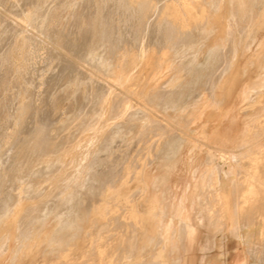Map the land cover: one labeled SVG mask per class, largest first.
Here are the masks:
<instances>
[{
    "label": "rangeland",
    "instance_id": "374dc122",
    "mask_svg": "<svg viewBox=\"0 0 264 264\" xmlns=\"http://www.w3.org/2000/svg\"><path fill=\"white\" fill-rule=\"evenodd\" d=\"M174 1L154 0V4L157 5L156 11L153 9L152 13H148L149 20L144 18L140 28L135 22L139 17L134 20L133 27L128 28L123 25L121 31L125 38L119 45L117 39L120 29L114 8L119 4L120 13L126 12V10L122 8V4L118 3V0H0V231L2 227H5L3 230H12L13 232L16 230V223H6L9 219L10 209L19 202L16 197L19 181L24 184L28 183L27 185L31 186L33 190L42 189L44 193L35 200L26 201L25 209L30 208L33 203L36 204L38 216L48 206V210L53 209L52 211H54H49L52 214L48 213L49 216L44 221L46 233L42 235L36 229V233L34 232L29 237L30 242L38 245L44 234L50 235L53 231L54 246L49 251L46 247L37 248L33 255L25 258L29 262L25 263L26 260L23 259L21 264H119L121 261L129 260L135 253L134 256L143 255L144 259L148 261L147 264H150V260H152L156 245L152 242L153 248L143 246V243L149 242L146 239V231L141 232L140 243L136 244L138 247L129 248L133 233L136 229V233H140V230L130 212V204L124 201L120 194L121 192L133 196V203L138 205L141 211L148 207V204L141 202L144 200L136 194L135 183L129 186H120L122 178L126 174L122 169L124 165L121 163V159L123 162L127 160L126 163H131L134 168L133 172H135L140 160L148 159L149 161L150 156L147 154L150 150L153 152L155 150L158 138L154 134L148 137L141 135L144 128L142 121L134 122L136 127L133 125L131 134L125 132L124 128L120 126L117 129L116 138L112 142L114 148L110 151L111 153L105 151L99 153L104 160L100 159L101 161L96 165V170H99V178L96 177L98 181L93 182L91 191L89 189L80 190L78 192L79 199L75 202V204L77 203L76 209L83 210L82 214L79 212L82 222L75 217V211H73L71 219H63L65 224L61 229L62 225L56 219L57 198L54 197L53 200H50L48 197L50 192H57L60 184H67L69 179L71 183L74 181H71V176H73L76 167L72 161L77 156L69 155L71 145L67 139L68 124L81 112L93 109L96 95L107 91L111 95L125 93L127 96L123 95L128 97V104L133 111L138 110L142 115L145 114L149 118L161 122L163 118L170 119L172 129L179 137L175 142V157L167 162L160 157L156 158L159 155L157 152L158 155L151 158L152 163L147 169L148 175L151 174L152 179H159L157 182L159 184L150 187L151 191L148 195L155 202L164 206V215L158 221L150 220V225L158 233L163 234L164 229L171 223V239L165 249V263H264V235L261 236L259 233L260 228L264 227V223L258 215L263 211L259 208L262 200L255 206L254 210L256 211L252 212L251 206L246 203L247 194L240 181L239 173L231 178L235 181L233 191H230V197L227 198L229 200L223 203L222 209L228 215L220 223L210 225L204 220V216L201 219L202 207L200 204L204 186L202 177H206L203 171L205 152H215L217 163L227 169L231 161L229 157L234 156L231 154L236 153L241 156V154H245L248 147L244 138L246 133L244 120H250L255 114L264 113V105L247 109L254 90L255 94L261 88L264 90V58L259 61L254 60L252 63H247V58L238 60L232 71L234 79L226 84V89L223 87L218 91L220 95L228 93L222 112L219 113L214 108L206 106L197 107L194 105L196 102L207 98L208 87L214 83L213 76H221L222 70L226 66L225 63L232 60V50L227 44V34L230 30L228 21H231L229 16L232 10L229 5L232 0L228 1L222 11H215L211 8L209 10L206 8L209 4L204 0L199 7L196 5V7L187 8L189 12L185 9L181 12L182 15L177 13L178 17L184 16V19L191 13L192 19H194L193 25L198 23L201 17L205 22L197 27L195 25L192 27L194 35H198L199 38L180 46L177 50L178 54H182L180 57H172L170 49L163 45L164 41L169 39L168 36L171 37L180 28L173 27L170 19H164L160 26L156 24L158 23L156 16L161 14L163 4L165 6ZM216 2L218 0L211 2L209 7H216ZM100 12L105 16L110 35H112L111 44H102L105 45L108 52H113L112 65L106 58L107 51L100 47L95 39V25ZM173 19L175 18L172 17ZM208 22L209 24H207ZM255 50L256 48H254ZM261 50H264V44ZM168 80L169 85L172 86L168 89V93L171 95L168 101L171 105L167 107L166 113L162 106L156 104L155 99L158 93L157 88ZM89 85L91 86L89 87ZM214 92L216 93V90ZM262 102L264 103V100ZM243 109L249 111L248 115L243 113ZM227 111H229L228 116L224 117ZM222 114L225 118L223 120L221 119ZM186 121L189 122L186 123ZM90 135L89 132L80 142L88 145L92 154L100 150L101 144L89 142ZM97 144L100 145L97 147ZM128 146L131 147V152ZM63 154L67 156H62ZM107 155L111 156L110 159L115 165L111 171L107 170L108 168L105 169L104 166L106 158L109 157ZM60 156L62 157L60 158ZM79 156L80 154L78 158H80ZM167 156H169L168 153ZM91 160L92 158L88 154L81 164L83 162L82 165H88ZM116 162L119 167L115 164ZM184 164L186 165L184 166ZM199 164L201 165L199 166ZM177 169L180 170L177 171ZM194 169H199V171L193 179ZM112 172L121 174L116 178L117 189L104 190L106 181L109 179L107 173L111 176ZM47 173H51V180L46 179ZM93 177L95 175L91 176L92 179ZM8 178L9 180H7ZM57 178L59 182H57ZM71 186L75 188L74 182ZM93 189L94 192H92ZM184 192H186L185 200H183ZM101 197L104 198L102 204L105 205L106 216L96 215V217L94 214L98 210L97 206L101 204ZM161 197H164L163 202ZM236 200L238 208H234ZM213 201L215 200H209L210 207L216 203ZM182 203L189 224L195 230L191 237L179 232L181 221L176 215L177 209ZM77 205L83 208H77ZM235 211H238L236 220L240 228V238L235 237L232 233L234 221L230 219L229 215H234ZM84 212L87 213L86 216H84ZM248 213L254 214L253 224L246 217ZM4 224L6 225L4 226ZM34 236L35 238H33ZM156 238L160 239L159 234ZM157 239L155 244H157ZM247 241H250V244ZM11 244L12 246L16 245L15 241H12ZM97 245L102 246L100 255L96 249ZM66 255L68 256L65 257ZM9 256L10 254L5 255L0 264H13L7 260ZM261 258L263 261L260 260Z\"/></svg>",
    "mask_w": 264,
    "mask_h": 264
},
{
    "label": "bare ground",
    "instance_id": "6f19581e",
    "mask_svg": "<svg viewBox=\"0 0 264 264\" xmlns=\"http://www.w3.org/2000/svg\"><path fill=\"white\" fill-rule=\"evenodd\" d=\"M100 1H102V0H100ZM109 1H111V0H109ZM228 1L229 0H224V1L218 0V2H216V5H215L216 7L212 8V7H209L210 3L215 2V0L214 1L213 0H206V2H208V4H209V6L206 8H208L209 10L211 8L215 11L216 10L222 11L223 7L226 4H228ZM201 2H204V0H175L174 2L168 3L165 6L162 3L163 8L161 10V14L159 13V15L156 16L157 17L156 21L158 23H156V22L155 23L158 26H160L161 22H163L164 19H170L173 27L180 28V30L176 31L174 33V35H172L171 37L168 36V38H169L168 40L164 39L165 44H163V45H166L170 49V51L172 52V57H176V56L180 57L182 54H178L179 51L177 52V50H179L180 46L186 45L191 40H193V39L195 40V39L199 38L198 35H194L192 27L194 25L197 27L199 24L205 23L204 18L201 17L199 19V22L193 25L192 22L194 19H192L191 13L188 15L187 18L185 17V19H184V16L178 17L177 13L181 14V12L183 10H185V9L187 10V8H190V7H196V5L199 7ZM100 3H102V2H100ZM118 3L122 4V8H124L126 10V12L120 13L119 12V10H120L119 4L115 7L116 9L114 8L115 13L117 14V22H118V26L120 29V33L118 35V39H117L118 42L117 43H119V45H120V43L121 44L123 43V40L125 38L124 35L122 34V31H121V28L123 27V25L125 27L131 28L135 25V22H136L137 26L140 28L141 24L143 22V19L144 18L146 19L148 16V13L149 14L152 13L151 11L153 9L156 11L155 8H157L156 7L157 5L154 4V0H118ZM212 5H213V3H212ZM114 6L115 5L113 4V7ZM229 6L232 8V10H231V13L229 16L231 21H228L229 26H230V30L227 34V44L230 45V48L232 50V60L229 61V63L228 62L225 63L226 66H225V68H223L221 76H218V75L213 76L212 80L214 83L210 84L208 87L209 92H208L207 98L201 99L200 101H198L194 104L197 107L206 106V107H210L211 109L214 108L219 113L222 112V110H224L222 107H223L224 103L226 102L225 100L227 98L228 93L220 95L218 93V91L223 87L225 88L226 84L228 82L232 81V79H234L232 71L235 68L238 60L247 58V61H248L247 63H249V62L252 63L254 60L259 61V60H261V58H264V50H261V47L264 44V0H232L231 4ZM193 10H195V9H193ZM187 11L189 12V9ZM172 17H174L175 19L172 20ZM137 18H138V20H137ZM134 20H137V21L134 22ZM96 23H97L95 25L96 26L95 27L96 42L99 44L100 47H102L103 49H105V51H107L106 47H104L105 45H102V44H104V43L111 44L112 43L111 42V40H112L111 36L112 35H110L108 25H107V21H106L105 16L103 15V13H101V12L99 13ZM155 23H154V25H156ZM207 24H209V22ZM172 26H170V27H172ZM165 29H164V31H165ZM141 32H139V33L142 34ZM116 33H118V32H116ZM161 33H162V31H161ZM259 35L261 36V38ZM152 40H154V39H152ZM161 40H163V39H161ZM142 47H143V45H142ZM146 47H147V45H146ZM254 48H256L255 51H254ZM224 49H225V46H224ZM112 54H113V52H108V51L105 53L106 58H108V60H110L109 63L111 65H112V58H111ZM253 64H255V63H253ZM239 79H241V78H239ZM151 82H152V80H151ZM90 86L91 85H89V87ZM170 88H172V86L169 85V80H168V82L166 81L162 86L157 88L158 93L156 94L155 101H156V104H158L164 108L165 112L167 111V107H169L171 105V103L168 101V98L171 96L168 93V89H170ZM261 89L256 91L257 92L256 94H255V90H254L255 95L252 94L251 100H250V105H249V107H247V109L248 108H255L256 106H259V105H264V103L262 102L264 100V90H263V88H261ZM154 90H155V88H154ZM214 90H216V93L214 92ZM107 92H109V91H107ZM107 92H104L103 94L101 93L100 95H96V97L94 99L93 109L91 108L90 110L81 112V114H79V116H76V118H74L72 120V122L70 124H68V126H67L68 127L67 128L68 129L67 130V139H68L69 144L71 145V147H70L71 152L69 153V155L72 154L71 155L72 157L74 155H75V157L77 156L72 161L74 164V167H76V168H75L74 174H72L73 176H71L72 177L71 181L74 180L73 182H74L75 188H73V186H71V184L73 182L72 183L69 182L70 181V179H69L67 184H62V185L60 184L57 192L56 191L50 192L48 197L50 198V200H53L54 197L57 198L56 202H57V207H58L57 210L58 211L56 214V216H57L56 219H58L60 224L62 225L61 229L64 227L63 224H65L64 223L65 221H63V219L64 218L71 219L70 217L73 214V211H75V213H74L75 217L77 219L79 218L78 220H81V222H82V218H80V215L82 214L83 210L81 211L78 208V207H81L79 205H77L78 209H76L77 203L75 204V202L78 201L77 199H79L78 192L80 190L89 189V191H91L90 188H92L93 182L98 181L97 178H99V176H98L99 170H96V165L99 164V162L101 161L100 159H103L99 155V153L101 151L111 153L110 151L114 148V147H112V142L116 138L117 129L120 126L122 128H124L125 132L130 133L132 131V127L134 125V122L142 121L144 123V128L141 131V135L148 137L149 135L154 134L158 139H157V144H156L155 150H154L155 153L153 152V150H150L149 153L147 154L148 156H150V160L148 161V159H146L143 161L141 159L140 164L138 165V167L135 168V172H133L134 168H133V165L131 163H128V162L126 163L127 160H124V162H123L121 159V163H123V165H124L122 169L126 172V174L122 178V182H121L120 186L124 187V186H129L132 183H135V186L137 188L136 194H138L139 197L144 200L141 202H145L148 204L147 205L148 207L146 206L147 208H145L144 211H141L139 209L138 205L133 203V201H134L133 196L125 195V194H122L120 192L121 198L124 199V201H126L128 204H130V212L132 214V217L135 218L136 224L138 225V229L140 230V233L139 232L136 233L137 229L133 233L132 241L129 244L130 245L129 248L138 247L137 245H139V243H140L141 232L146 231V233H147L146 239H148L149 242L143 243V246L144 247L148 246V247L153 248L152 242H154V245H156V246H154L155 251L153 252L152 260L149 259L150 264H166L165 263L166 262V260H165L166 259L165 249H166V246L170 243V239H171V223L164 229L163 234L158 233L156 231V229L150 225V220L158 221V219L164 215V206H162V204H158L157 201L155 202L151 198V196H149L150 195L149 191H151L150 187L154 186V185L156 186V184H159V183H157V182H159L158 181L159 179L158 178L152 179L150 177L151 174L149 173L150 176L148 175L147 169H148V166L152 163L151 158L155 155H158L157 152H159V155L156 156V158L160 157L164 160H167V162L171 158H174L175 154H176L175 142L179 137L176 135V133H174V131L172 129V123H171L170 119L168 120V119L163 118L162 122L151 119L147 115H145V114L142 115L141 113H139L138 110L133 111L132 107L128 104V101H129V100H127L128 97H125L123 95L125 93H123L122 95H121V93L119 95L118 94L111 95V94H108ZM152 96H153V94H152ZM238 108H239V106H238ZM244 109L242 110L243 113L248 115L247 112H249V111H246L247 109L246 110H244ZM197 110H199V109H197ZM229 110H231V109H229ZM228 113H229V111H227L225 115L222 114L221 119L222 120L225 119L224 117L228 116ZM223 115H224V117H223ZM210 120H212V119H210ZM188 122L189 121H186V123H188ZM244 123L246 124V131H245L246 133H245L244 138L246 139L245 142L248 144V147L245 150V154H241V156H238V155H236V153H232L231 155H234V156L229 157L231 161H230L227 169H225L219 163H217V160H216L217 155L215 154V152L206 151L204 154L205 161L202 159V161H204L203 171L205 172L206 177H202V182H203L204 186H203V193L201 194V197H200V204L202 207L201 219H203V216H204V218H205L204 220L207 221L210 225L220 223L221 220L226 218L228 215V213H224L222 210L223 209V203L229 200V199L227 200V198L230 197L229 196L231 194L230 191L231 192L233 191L232 188L234 186L235 181H233L231 178L235 174L239 173V175H241L240 181H241L242 185L245 187L246 194H247L246 203L249 204V206H251V211L252 212L256 211V210H254V208H256L255 206L257 205V203L260 200H262L263 206H264V197H263L264 196V113L255 114L250 120H244ZM138 124H140V123H138ZM141 125H142V123H141ZM134 127H136V126L134 125ZM89 132L91 133V135L89 136V138H90L89 142L91 141L93 144H96V143L101 144V147H99L100 150L96 151V153H92V154H91V150L88 149L89 146L81 144V142H80L81 139L84 140L85 136L88 135ZM145 137H143V138H145ZM86 140H88V139H86ZM135 143H136V141H135ZM85 144H86V142H85ZM89 144H91V143H89ZM131 144L132 143H130V145ZM150 144H149V146H150ZM99 145L97 144V147ZM132 145L134 146V144H132ZM114 146H116V145H114ZM128 147H130V146H128ZM137 147H138V144H137ZM128 149H130V152L132 151L131 147ZM194 152H195V150H194ZM167 153L169 154V156H167ZM79 154H80V156H79L80 158H78ZM88 154H90V158H92L91 162L89 164L87 163L88 165H82L83 162L81 164V161L86 159ZM64 155L67 156L66 154H63L62 156H64ZM109 155H107V156H109ZM126 155L127 154H125V156ZM62 156H60V158ZM105 156H106V154H105ZM120 156H121V154H120ZM135 156H136V154H135ZM110 157L111 156H109L108 158L105 157L107 160L104 163L105 164L104 166H105V169L108 168L107 170L111 171V169H113L115 165H114V162L110 159ZM129 159H130V157H129ZM115 164L118 166L117 162ZM175 165H177V163H175ZM185 165L186 164H184V166ZM195 165H193V166H195ZM200 165L201 164H199V166ZM184 166H182V167H184ZM179 167H180V164H179ZM120 168H121V166H120ZM170 168H172V167H170ZM199 169H194V172H192L193 173V175H192L193 179H194V175L196 176ZM178 170H180V169H177V171ZM169 172H171V171H169ZM182 172H183V170H182ZM109 173H111V172H109ZM113 173L114 172H112L111 176L108 175V173H107V176L109 177V179H108V181H106V185L103 188L104 190L108 189V188H110V190L117 189L115 186L116 178H117V175L120 176L121 174H113ZM172 173H173V171H172ZM172 173H170V175H172ZM174 173H176V171H174ZM165 174H167V173H165ZM92 175H95V177H93V179L91 178ZM51 177H52L51 173H47L46 179L51 180L52 179ZM176 177H177V174H176ZM178 177H180V176H178ZM181 178H183V177H181ZM171 179H173V178H171ZM7 180H9V178ZM56 180H57V182H59L58 178ZM161 180L163 181L164 177L161 178ZM207 180H208V183H207ZM176 181H177V179L175 180V182ZM178 181H179V179H178ZM27 184L28 183L24 184L23 182H20V181L18 182L17 189H16V192H17L16 197H18L19 202L16 203L15 206L10 209L9 219L6 223V224H8V223H10V224L14 223L15 224L16 223L15 232H13L12 230H3L5 227L1 228L2 230L0 231V263L4 259L3 257L5 255L10 254L9 258L7 259L9 262H11L13 264H21L23 259L33 255L34 252L37 250V248L39 249L42 246V247H46V249L49 251L54 246V241H53L54 232L53 231L51 232L50 235L44 234V236H42L40 238V242H39L40 244H38V245H34L32 242H30L29 237L36 231V229L39 230V232L42 233V235H43V233H46L47 229L44 226V223H45L44 221L49 216V214H48V213H50L49 211H52L53 209L48 210L47 209L49 207L48 206V207L43 209L41 215L39 214V216H38V214H36L37 213L36 204L32 203L30 208L25 209L24 203H26V201H31L32 199L35 200L37 197H40V196H42V194H44L42 189L33 190V188L31 186L29 187ZM187 186H188V184H187ZM163 187L165 188V186H163ZM96 189H99V188H96ZM103 189H102V191H103ZM172 189H173V187H172ZM92 192H94V189ZM36 194H38V195H36ZM233 194H234V192H233ZM162 195H163V193H162ZM94 196H95V194H94ZM185 196H186V192H184V194H183V200H185ZM163 198L164 197H161L162 202H163ZM212 199H214L215 201H213V202H216V203L215 204L213 203L214 204L213 207H210L209 200H212ZM100 202H101V204L104 203L103 197L100 198ZM234 202H235V204L232 203V204H234V208H238L237 207L238 206L237 200ZM49 203H51V202H49ZM183 203L181 205H179V207L177 209V215H176V217L181 221V230L179 232H181L183 235H185L187 237H191L194 234L195 230H194V227L189 224V219L187 217L186 210H185ZM229 203H230V201L227 203L228 208H229ZM101 204L97 206L98 210L95 212L94 216H96V215H99L100 217L106 216L105 215L106 214L105 205H103V204L101 205ZM82 208L83 207H81V209ZM85 208H86V206H85ZM52 212H54V211H52ZM52 212L50 213V215L52 214ZM79 212H81L80 215H79ZM107 212H108V210H107ZM84 214H85L84 216H86L87 213L84 212ZM258 215L260 216V218H262V220H261L262 223H264V209H263V211H261V214H258ZM229 216H230V219H232L234 221L233 226H232V228H233L232 233L235 237L240 238L241 237V235L239 233L240 228L237 225V220H236V218H237L236 216H238V211H235L234 215L230 214ZM233 217H235V218H233ZM246 217L253 224L254 214L248 213V216H246ZM87 220H88V217H87ZM87 220H86V222H87ZM6 224H4V226ZM261 229L262 228H260V230ZM263 229H264V227H263ZM57 232H58V230H57ZM172 233H174V232H172ZM158 234L160 237L159 240L156 238V236L158 237ZM258 235H259V233H258ZM263 235H264V231L261 234V236H263ZM178 236H179V233H178ZM33 238H35V236ZM213 238H215V237H213ZM156 239L158 240L157 244H155ZM176 239H178V238H176ZM12 241H15V243H16V245L14 244L15 246H12V244H11ZM248 243L250 244V241ZM195 244H197V243H195ZM101 248H102L101 245L96 246V249L99 252L98 255L101 254ZM91 252H92V250H91ZM52 253H53V251H52ZM135 254H132L129 260L121 261V263H119V264H145L146 262H148L144 259L143 255L141 256L139 254L137 256H134ZM67 256L68 255H66L65 257H67ZM260 260L263 261V258H261ZM27 262H29V261L26 260L25 263H27ZM184 264H186V263H184Z\"/></svg>",
    "mask_w": 264,
    "mask_h": 264
},
{
    "label": "crops",
    "instance_id": "0c3cea01",
    "mask_svg": "<svg viewBox=\"0 0 264 264\" xmlns=\"http://www.w3.org/2000/svg\"><path fill=\"white\" fill-rule=\"evenodd\" d=\"M261 204H262V205H261ZM259 208H260V209H264V206H263V203H262V202L260 203V207H259ZM263 231H264V230H263V228H262V229L260 230V232H259V233H261V234H262V233H263ZM234 253H235V252H234ZM263 264H264V263H263Z\"/></svg>",
    "mask_w": 264,
    "mask_h": 264
}]
</instances>
